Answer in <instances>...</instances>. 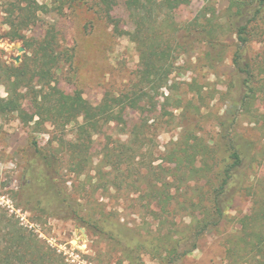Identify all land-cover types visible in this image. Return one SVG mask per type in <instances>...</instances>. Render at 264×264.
<instances>
[{
	"label": "rangeland",
	"instance_id": "obj_1",
	"mask_svg": "<svg viewBox=\"0 0 264 264\" xmlns=\"http://www.w3.org/2000/svg\"><path fill=\"white\" fill-rule=\"evenodd\" d=\"M10 1L0 0L2 67L34 66L29 47L33 49L51 33L59 50L70 57L52 78L53 87L66 94L79 93L96 105L108 94H124L136 82L141 59L130 36L136 28L126 0H120L112 11L117 23L100 10L98 0H36L35 24L19 31L12 30L5 12ZM229 4V0H189L178 8L175 18L182 27L207 11L225 25ZM263 29L261 26L256 32ZM13 33L22 38L13 40ZM232 35L225 26L220 30L224 45L213 62L206 56L205 46L192 40L187 53L175 56L169 83L157 94L158 111L148 116L125 113L129 123L142 129L145 123L151 126L142 145H134L123 125L115 122L93 128L90 123L94 120L82 117L79 123L67 126L47 122L35 132L36 126L25 125L17 114L0 116V244L8 245L4 235L8 229H22L45 251L55 250L66 264H166L174 258L172 246L164 238L168 229L172 228L174 241L186 234L182 243H194L189 226L196 222L190 212L197 207L191 204H201L198 187H217L219 167L230 163L228 154L221 153L215 142L220 123L232 119L228 111L245 94L232 63L236 39ZM258 51L264 52V38L253 46V53ZM6 91L0 84L2 97L7 96ZM23 105L30 115L35 113L30 100ZM253 110L262 115L259 122L243 115L235 128L248 141H257L258 152H263L264 101ZM82 124L91 136L85 141L84 135L80 137ZM128 140L126 162L118 164L112 157L114 166L106 167V151L117 150ZM34 141L44 152L55 155L53 173L35 155ZM214 148L218 150L214 156L217 167H211ZM193 167L200 172L192 173L197 169ZM259 173L263 176L264 170ZM121 176L127 179L123 184L117 179ZM46 178L59 198L53 199L51 194L42 198ZM149 181L158 186L175 183L171 188L177 201L171 207V224L153 221L148 206L155 190ZM252 210L250 196L235 198L221 226L197 240L198 248L175 264H229L227 241L239 233L241 219ZM90 222L106 236L88 229L86 223Z\"/></svg>",
	"mask_w": 264,
	"mask_h": 264
},
{
	"label": "trees",
	"instance_id": "obj_2",
	"mask_svg": "<svg viewBox=\"0 0 264 264\" xmlns=\"http://www.w3.org/2000/svg\"><path fill=\"white\" fill-rule=\"evenodd\" d=\"M188 1L126 0V9L136 28L130 36L140 54L141 72L136 82L124 94H108L99 104L94 105L79 93L66 94L58 87H53L52 78L70 57L59 50L56 36L50 33L37 41L33 49L29 47L32 50L34 66L0 65V84L7 90L6 97L0 95V116L17 114L25 125L36 126L35 132L42 130L47 122L54 126H67L79 123L82 117H90L89 120L92 118L94 122L90 123V126L93 128L99 125L105 127L115 122L123 125L132 142L134 139V145H142L149 136L148 129L151 126L145 123L142 129L138 124L129 123L124 120L125 113H143L146 116L155 114L158 111L157 94L169 83L176 64V54L180 56L187 53L186 49L191 47V42H194L192 40H195L205 46L206 56L212 58L213 62V57L220 54L219 49L224 45V42H220L218 33L225 26L236 38L232 63L241 78L240 85L245 94L240 101L235 102L232 111H228V116L232 117L227 123L229 126L224 121L220 123L219 139L215 142L221 153L223 151L228 154L230 163L219 167L221 181L217 187H210L209 190H206L205 186L198 187L201 204H191L197 207V210L190 212L196 223H192L189 228L194 234V240H200L208 232L221 226L226 218V211L232 206L235 198L243 194L250 196L253 210L241 219L239 233L228 239L227 259L229 264H264V175L259 173L261 169L264 170V150L258 152L257 141H248L235 128L238 118L243 115L255 118L256 124L262 118L253 108L257 103L264 101V52L253 53V46L261 44L264 38V29L256 32L257 28L264 27V0H229L225 25L216 22L214 14L209 17L206 11L199 19H193L188 25L180 27L175 18L176 11ZM119 2L120 0H98L100 10L115 23L119 20L113 17L112 11ZM6 7L5 12L12 30H26L35 24L39 9L36 0H12L6 3ZM20 36L13 33L11 38L16 40L22 38ZM25 100L31 101L36 110L34 114L30 115L24 109ZM85 127L86 124H82L80 129V137L84 135V141L91 137ZM130 143L128 140L117 150H107L104 156L106 167L107 164L113 165L110 163L112 157L118 164L125 163V152ZM33 146L39 161L53 173L57 164L55 155L44 152L39 148L37 141L33 142ZM217 151L215 148L211 151L214 160L211 167H217L214 158ZM184 154L186 155L187 151H184ZM189 162L194 165L192 160ZM199 170L192 169V173L198 174ZM117 179L122 184L127 180L124 176ZM45 182L47 186L42 192V198L50 194L53 199L59 198L60 196L52 191L54 186H50L51 181L46 178ZM196 182L201 183L199 180ZM149 183L155 190L150 196L148 206L153 221L171 224L169 217L174 215L171 207L177 201V194L173 193L171 188L175 183L167 181L161 186H158L157 182ZM207 183L206 181V186ZM129 184L132 189L133 185ZM86 224L95 234L106 236L96 223ZM4 235L8 245L0 244V264H66L55 250L48 248L45 251L36 241L28 239L22 229H8ZM173 237L170 228L165 232L164 238L172 246L174 258L166 264L180 262L198 248L196 241L191 244L185 239L182 243L186 234L175 241Z\"/></svg>",
	"mask_w": 264,
	"mask_h": 264
},
{
	"label": "water",
	"instance_id": "obj_3",
	"mask_svg": "<svg viewBox=\"0 0 264 264\" xmlns=\"http://www.w3.org/2000/svg\"><path fill=\"white\" fill-rule=\"evenodd\" d=\"M19 51H20V52H24V48H19ZM18 60H19V59H18ZM18 60H17V61H18Z\"/></svg>",
	"mask_w": 264,
	"mask_h": 264
}]
</instances>
